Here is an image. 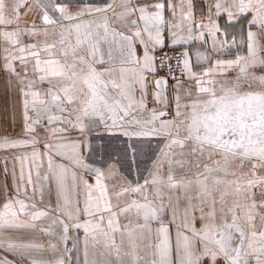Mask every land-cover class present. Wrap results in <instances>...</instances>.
I'll return each mask as SVG.
<instances>
[{
	"label": "snow or ice",
	"instance_id": "1",
	"mask_svg": "<svg viewBox=\"0 0 264 264\" xmlns=\"http://www.w3.org/2000/svg\"><path fill=\"white\" fill-rule=\"evenodd\" d=\"M0 76V264H264V0H0Z\"/></svg>",
	"mask_w": 264,
	"mask_h": 264
},
{
	"label": "crops",
	"instance_id": "2",
	"mask_svg": "<svg viewBox=\"0 0 264 264\" xmlns=\"http://www.w3.org/2000/svg\"><path fill=\"white\" fill-rule=\"evenodd\" d=\"M192 3H193V11L196 19L197 20L206 19L208 16L209 6L211 5L212 0H192ZM250 19H251L250 15H241L238 19H236L231 23H227L226 16L218 20L222 30L226 29L227 32L229 33V37H228L229 43L231 44V40L233 37H235L237 41V45L228 48L224 58H233L236 54H244L246 52V44H241L240 41L242 39L246 40L247 31L249 30L248 21ZM253 31H255V29H253ZM201 44H202L201 41H195L190 45V47L193 48V51H195L197 48H200V50L202 51L204 49L210 50L212 47L211 37L207 38V42L206 44H204L203 48H201ZM194 58L195 57L193 56V59ZM0 84H2V76H0ZM3 103H4L3 99L0 98V135L6 134L9 136H16L20 132L19 119L17 118V121L13 123L11 116L5 114V112L3 111ZM3 158H4V154L0 152V201L4 199L2 187L6 181V178L3 174ZM9 167H11V165H9ZM7 183L11 185L10 178L7 179ZM80 235L82 236L83 233L80 232ZM78 256L82 260V250H79Z\"/></svg>",
	"mask_w": 264,
	"mask_h": 264
},
{
	"label": "rangeland",
	"instance_id": "3",
	"mask_svg": "<svg viewBox=\"0 0 264 264\" xmlns=\"http://www.w3.org/2000/svg\"><path fill=\"white\" fill-rule=\"evenodd\" d=\"M76 235V233H73V236H75ZM79 235H80V233H79ZM81 236V235H80ZM25 239H28L29 237H24ZM71 241L69 242V247H71ZM78 252H79V250H77V249H73L72 250V253H71V255H72V258H73V264H76V258H77V256H78ZM45 255V258H47V256H48V253H45L44 254ZM8 258L10 259V260H12V259H14V257H12L11 255H9L8 256Z\"/></svg>",
	"mask_w": 264,
	"mask_h": 264
},
{
	"label": "built area",
	"instance_id": "4",
	"mask_svg": "<svg viewBox=\"0 0 264 264\" xmlns=\"http://www.w3.org/2000/svg\"><path fill=\"white\" fill-rule=\"evenodd\" d=\"M179 50H183L182 48H180ZM165 51L169 54V55H172L173 53L169 50V49H165Z\"/></svg>",
	"mask_w": 264,
	"mask_h": 264
}]
</instances>
